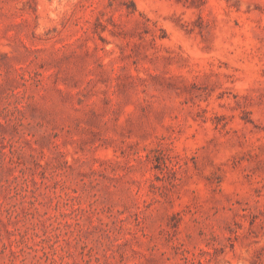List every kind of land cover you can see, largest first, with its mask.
I'll return each mask as SVG.
<instances>
[{
    "label": "rangeland",
    "instance_id": "rangeland-1",
    "mask_svg": "<svg viewBox=\"0 0 264 264\" xmlns=\"http://www.w3.org/2000/svg\"><path fill=\"white\" fill-rule=\"evenodd\" d=\"M0 264H264V0H0Z\"/></svg>",
    "mask_w": 264,
    "mask_h": 264
}]
</instances>
